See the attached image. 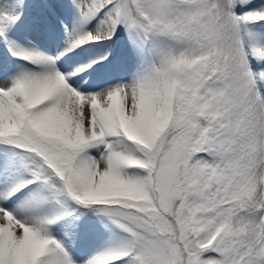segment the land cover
Returning <instances> with one entry per match:
<instances>
[{
	"label": "snow or ice",
	"instance_id": "obj_1",
	"mask_svg": "<svg viewBox=\"0 0 264 264\" xmlns=\"http://www.w3.org/2000/svg\"><path fill=\"white\" fill-rule=\"evenodd\" d=\"M0 264H264V0H0Z\"/></svg>",
	"mask_w": 264,
	"mask_h": 264
}]
</instances>
